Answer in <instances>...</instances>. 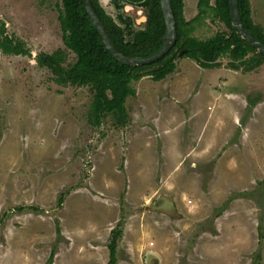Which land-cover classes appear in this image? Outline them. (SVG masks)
Returning <instances> with one entry per match:
<instances>
[{
    "label": "rangeland",
    "instance_id": "374dc122",
    "mask_svg": "<svg viewBox=\"0 0 264 264\" xmlns=\"http://www.w3.org/2000/svg\"><path fill=\"white\" fill-rule=\"evenodd\" d=\"M98 2L144 28L143 7ZM197 4L183 0L185 20ZM60 6L0 0V264H109L114 242L113 264H264V57L178 55L132 83L121 122L40 63L77 60ZM249 6L264 33V0ZM229 31L209 12L192 35Z\"/></svg>",
    "mask_w": 264,
    "mask_h": 264
},
{
    "label": "trees",
    "instance_id": "16d2710c",
    "mask_svg": "<svg viewBox=\"0 0 264 264\" xmlns=\"http://www.w3.org/2000/svg\"><path fill=\"white\" fill-rule=\"evenodd\" d=\"M59 20L63 40L68 49L76 54V62L68 68L63 67L61 53L42 54L40 63L49 67L60 83L90 85L94 91L93 109L116 114L119 121L126 122V99L135 95L132 83L150 75L161 80L176 68L175 58L189 57L201 67L217 63L223 56L243 60L250 51L256 49L242 39L233 29L230 17L229 0H198V14L192 20H185L183 0H170L177 29V40L172 48L156 62L141 66H129L118 62L104 46L96 27L87 15L81 0H60ZM101 17L115 47L126 56L143 57L156 52L162 45L166 25L160 0H114L117 8L122 3L146 9L145 26L134 29L131 18L120 14L116 23L101 7L98 0H91ZM240 15L245 28L262 43L264 33L251 18L249 0H238ZM209 12L215 13L229 28V33L217 32L207 39L192 35L194 23ZM17 51V50H15ZM19 53V51L17 52ZM264 57L263 54L257 53ZM232 68L238 65L231 63ZM115 242L110 247L109 264L115 262Z\"/></svg>",
    "mask_w": 264,
    "mask_h": 264
},
{
    "label": "water",
    "instance_id": "95a60500",
    "mask_svg": "<svg viewBox=\"0 0 264 264\" xmlns=\"http://www.w3.org/2000/svg\"><path fill=\"white\" fill-rule=\"evenodd\" d=\"M81 1L87 12L88 17L92 21L93 25L96 27L104 46L108 49L111 55L122 64L129 66H141L156 62L172 48V46L177 40L175 17L170 0H160L161 10L166 25V31L163 36L162 45L156 52L143 57L126 56L122 52H120L113 44L110 35L108 34V31L104 25V22L95 10L91 0ZM229 6L231 23L235 32L242 39L248 41L249 44H251L259 53L264 55V43H262L259 39L253 36L243 24L240 15L238 0H229Z\"/></svg>",
    "mask_w": 264,
    "mask_h": 264
}]
</instances>
